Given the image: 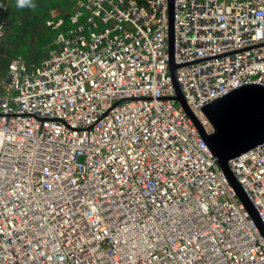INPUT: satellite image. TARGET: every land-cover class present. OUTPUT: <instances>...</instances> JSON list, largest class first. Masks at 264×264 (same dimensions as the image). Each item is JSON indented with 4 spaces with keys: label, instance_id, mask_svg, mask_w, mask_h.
I'll use <instances>...</instances> for the list:
<instances>
[{
    "label": "built area",
    "instance_id": "obj_1",
    "mask_svg": "<svg viewBox=\"0 0 264 264\" xmlns=\"http://www.w3.org/2000/svg\"><path fill=\"white\" fill-rule=\"evenodd\" d=\"M70 1L46 58L0 67V264H264L202 133L264 87V0H174V75L168 0ZM229 165L264 226V141Z\"/></svg>",
    "mask_w": 264,
    "mask_h": 264
},
{
    "label": "water",
    "instance_id": "obj_2",
    "mask_svg": "<svg viewBox=\"0 0 264 264\" xmlns=\"http://www.w3.org/2000/svg\"><path fill=\"white\" fill-rule=\"evenodd\" d=\"M168 1L171 23L169 32V54L171 73L174 75L176 67L173 59L174 0ZM175 86L177 89L178 101L183 105L188 114L199 124L200 129H202L196 116L186 104L183 94L176 82ZM203 111L214 128L211 134H206L202 131L204 139L217 157L219 165L235 188L240 200L246 205L249 213L264 234V226L258 212L252 205L229 165L230 159L239 156L264 141V87L260 85H245L207 104Z\"/></svg>",
    "mask_w": 264,
    "mask_h": 264
},
{
    "label": "trees",
    "instance_id": "obj_3",
    "mask_svg": "<svg viewBox=\"0 0 264 264\" xmlns=\"http://www.w3.org/2000/svg\"><path fill=\"white\" fill-rule=\"evenodd\" d=\"M33 3L35 7L19 8L17 0H0V67L3 69L17 55H34L38 45L43 43L46 46L45 54H41L38 59L34 56L26 59L35 62L48 56L54 37L41 38L39 33L44 31L45 27L50 30L58 28L53 22L50 23L53 18L63 19V25L60 27L65 25L68 29L73 26L68 19L73 6L70 0H33ZM45 39L47 41H44Z\"/></svg>",
    "mask_w": 264,
    "mask_h": 264
},
{
    "label": "rangeland",
    "instance_id": "obj_4",
    "mask_svg": "<svg viewBox=\"0 0 264 264\" xmlns=\"http://www.w3.org/2000/svg\"><path fill=\"white\" fill-rule=\"evenodd\" d=\"M60 19L56 20V18H53L51 21L56 25V23L59 21ZM63 25V24H62ZM60 25V26H62ZM60 26H57L58 28H53V30H50L49 28H44V31H42L41 33H39V36H41V38H44V37H55V35L61 31H65L67 26H63V27H60ZM57 32V33H56ZM44 41H47V39H45ZM43 42V41H42ZM45 51H46V46L45 44H40L38 45L37 49L35 50V54L34 55H29L27 53H24L22 56H24L25 58L27 59H31L33 58H40L41 54H45ZM36 63H39L40 61H35Z\"/></svg>",
    "mask_w": 264,
    "mask_h": 264
},
{
    "label": "clouds",
    "instance_id": "obj_5",
    "mask_svg": "<svg viewBox=\"0 0 264 264\" xmlns=\"http://www.w3.org/2000/svg\"><path fill=\"white\" fill-rule=\"evenodd\" d=\"M17 7L25 8V7H35L33 0H17ZM52 23V21H50ZM57 24V23H56Z\"/></svg>",
    "mask_w": 264,
    "mask_h": 264
},
{
    "label": "crops",
    "instance_id": "obj_6",
    "mask_svg": "<svg viewBox=\"0 0 264 264\" xmlns=\"http://www.w3.org/2000/svg\"><path fill=\"white\" fill-rule=\"evenodd\" d=\"M43 58H44V57H43ZM43 58H42V59H43Z\"/></svg>",
    "mask_w": 264,
    "mask_h": 264
}]
</instances>
